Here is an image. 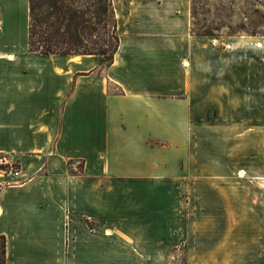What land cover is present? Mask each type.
<instances>
[{"label":"crops","instance_id":"1","mask_svg":"<svg viewBox=\"0 0 264 264\" xmlns=\"http://www.w3.org/2000/svg\"><path fill=\"white\" fill-rule=\"evenodd\" d=\"M193 1L111 0L118 45L99 69L31 53L29 0H0V156L19 168L0 172L5 264H169L181 247L187 264H264L263 238L247 241L264 234V178L238 176L260 169L244 123L264 71L241 38L192 33Z\"/></svg>","mask_w":264,"mask_h":264},{"label":"rangeland","instance_id":"2","mask_svg":"<svg viewBox=\"0 0 264 264\" xmlns=\"http://www.w3.org/2000/svg\"><path fill=\"white\" fill-rule=\"evenodd\" d=\"M192 14V31L196 35L207 38L220 46L232 44L241 38L240 40L246 43L245 65L261 66L264 71V0H194ZM256 43H259V46ZM261 86V99L259 103L256 102V112L247 114L244 123L247 128L246 133L253 132L248 128L256 126L257 129L254 132L258 134L255 139L246 141V162L259 163L260 169L246 170V175L240 171L243 172L241 177L246 178H264V74ZM206 114L204 124L209 130V106L206 107ZM198 152V165L209 161L207 149L203 148ZM200 167H204L203 164ZM198 172L199 175L206 173L203 168L198 169ZM262 226L264 227V219ZM247 238V241L253 238H263L264 241V234L259 237V234L250 233L247 234ZM250 252L252 253L253 250ZM167 253L169 264H187L188 254L185 247L177 251L169 249ZM262 254L264 259V247Z\"/></svg>","mask_w":264,"mask_h":264},{"label":"trees","instance_id":"3","mask_svg":"<svg viewBox=\"0 0 264 264\" xmlns=\"http://www.w3.org/2000/svg\"><path fill=\"white\" fill-rule=\"evenodd\" d=\"M117 45L111 0H29L31 53L92 55L101 69L112 63ZM0 264H5L4 236H0Z\"/></svg>","mask_w":264,"mask_h":264},{"label":"built area","instance_id":"4","mask_svg":"<svg viewBox=\"0 0 264 264\" xmlns=\"http://www.w3.org/2000/svg\"><path fill=\"white\" fill-rule=\"evenodd\" d=\"M0 172H8L16 177L19 174V168L15 162H12V157L0 156Z\"/></svg>","mask_w":264,"mask_h":264},{"label":"bare ground","instance_id":"5","mask_svg":"<svg viewBox=\"0 0 264 264\" xmlns=\"http://www.w3.org/2000/svg\"><path fill=\"white\" fill-rule=\"evenodd\" d=\"M258 46H259V43H256ZM239 176L241 177V176H243V172H240L239 173Z\"/></svg>","mask_w":264,"mask_h":264}]
</instances>
